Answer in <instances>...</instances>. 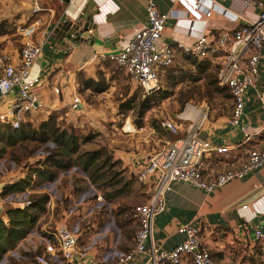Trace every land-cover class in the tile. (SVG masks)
<instances>
[{"label": "built area", "instance_id": "1", "mask_svg": "<svg viewBox=\"0 0 264 264\" xmlns=\"http://www.w3.org/2000/svg\"><path fill=\"white\" fill-rule=\"evenodd\" d=\"M40 0H25L30 22L17 30L20 48L17 60L0 57V99L13 93L12 101L0 112V126L17 130L30 118L43 112L38 90L41 82L31 75V68L40 55L42 39L47 36L40 30L37 3ZM73 1V0H69ZM180 4L187 17L175 22L170 43H159L164 31L166 14L159 13L152 2L145 6L146 26L136 29L117 52H99L90 57L91 62L111 61L121 73L135 84L143 97L160 91V76L179 58H194L216 69V82L224 88L231 101L228 123L240 126L244 107V92L259 83L264 89V3L259 0H171ZM239 1L244 7L256 11L254 19H243L232 14L219 3ZM232 22L235 26L221 30L217 37L206 39L204 31L212 15ZM35 17V18H34ZM241 22V23H239ZM38 36L39 40H35ZM58 94L57 89L52 90ZM79 99L74 96L69 105L70 113L77 112ZM206 119L201 109L180 136L174 122L162 121L160 126L173 139L161 150L149 156L145 165L134 174L142 186L146 200L132 209L131 217L136 224L132 247L126 253L116 255L110 264H126L135 257L142 264H213L210 250L204 245L200 232L182 225L178 231L183 240L170 251L156 250L150 241L154 219L164 211L165 193L172 184L185 183L192 188L211 193L231 180L241 179L248 172L257 170L264 163V146L246 152L244 159L235 168H225L212 178L202 174V162L210 156H225L229 149L213 140H199L197 133ZM247 139V138H245ZM12 184L0 180V221L7 226L6 210L2 207V192ZM99 197L96 200L99 201ZM29 201L14 204L13 209L23 210ZM52 241L42 236L28 234L25 241H35L30 250L31 264H75L77 257L86 256L87 250L78 242L77 233L63 222L47 234ZM253 247L264 252V211L259 223L252 230ZM148 241V246L146 242ZM22 247V246H21ZM29 251V250H28Z\"/></svg>", "mask_w": 264, "mask_h": 264}, {"label": "rangeland", "instance_id": "2", "mask_svg": "<svg viewBox=\"0 0 264 264\" xmlns=\"http://www.w3.org/2000/svg\"><path fill=\"white\" fill-rule=\"evenodd\" d=\"M28 22L25 0H0V57L19 51L17 30ZM95 72L96 81L85 79L82 73L74 78L86 113L72 115L65 107L36 113L25 127L35 130L34 139L13 146L0 142V180L23 182L21 192L2 196V207L13 209L23 200L39 204L41 213L30 211L36 220L29 234L50 242L47 234L65 222L79 235V244L84 234L104 240L116 227L120 246L125 248L135 231L131 209L143 197V189L113 157L114 150L133 153L135 144H151L154 140L161 146L166 139H173L161 128L162 121L172 120L184 127V121L199 108L207 110L209 121L227 118L231 101L228 92L217 85L215 68L192 58L177 59L160 76L159 93L148 97H143L111 61L99 62ZM86 80L88 92L83 90ZM51 124L58 132L70 135L73 145L65 149L48 135L42 139L37 129L44 134ZM89 160H94L93 165L84 171ZM47 175L51 181H47ZM121 187L127 192L116 195ZM91 223L94 227L89 231ZM213 237L209 236L207 243L213 264H264V252L256 246L226 241L223 234ZM26 238L6 252L0 264H31L30 250L35 241Z\"/></svg>", "mask_w": 264, "mask_h": 264}, {"label": "crops", "instance_id": "3", "mask_svg": "<svg viewBox=\"0 0 264 264\" xmlns=\"http://www.w3.org/2000/svg\"><path fill=\"white\" fill-rule=\"evenodd\" d=\"M148 1L154 4L159 13L167 15L159 43H170L175 22L187 17L183 7L171 0H73L66 5L60 0H40L37 3L39 12L36 19L40 22L39 28L46 30L47 36L42 39L41 52L31 68V75L41 82L38 95L46 113L64 107L70 113L69 105L74 96L78 97L79 105L77 112L71 114L86 113V104L76 88V74L82 73L85 79L96 81L95 68L99 62H91L90 57L99 52H117L134 30L146 26L145 6ZM219 5L245 20L254 19L256 15V11L244 7L239 1L221 2ZM64 23L70 25L65 28ZM208 24V29L204 31L207 40L217 37L219 31L235 26L215 14ZM72 26H78L79 29L86 27L80 41L74 44L71 43L73 38H65L67 32L72 31ZM37 39L39 40L38 36L35 37L36 41ZM6 56L15 61L18 51L14 50L13 54ZM99 70L103 71L102 68ZM53 89H57L58 94H53ZM83 90L88 92L89 87L85 84ZM13 95L10 93L0 99V112L12 101ZM243 97L244 107L238 127L229 125V116L207 120L205 109L206 119L197 133V138L213 140L229 149L225 156L203 159L201 169L206 178L214 177L225 168L237 167L247 151L264 146V89L260 83L255 87H248ZM201 109L184 121V127L169 120L178 127L180 136ZM167 142L169 140L166 139L161 146L157 140L151 144H135L133 153H125L118 148L112 155L134 179V174L145 165L147 158L161 150ZM142 195L140 200L137 198L139 201L132 209L145 202L144 192ZM164 197V211L154 219L150 238L156 250L170 251L179 244L183 240L178 231L182 225L197 229L207 248L210 243L208 237L214 236L216 239L219 234L225 235L226 241H236L253 247L252 230L259 223L260 214L264 211V163L243 178L231 180L211 193H204L185 183H177L169 187ZM133 223L136 229V224L134 221ZM90 226L89 231L94 227L93 223ZM112 229V236H106L103 231V237L106 236L104 240H101V236L94 238L93 235L84 234L85 239L81 241V246L85 247L87 253L82 258L77 257L75 264H110L116 255L128 252L132 247L133 237L124 248L120 246L119 229ZM142 262L141 257H135L126 264Z\"/></svg>", "mask_w": 264, "mask_h": 264}, {"label": "trees", "instance_id": "4", "mask_svg": "<svg viewBox=\"0 0 264 264\" xmlns=\"http://www.w3.org/2000/svg\"><path fill=\"white\" fill-rule=\"evenodd\" d=\"M192 59L195 60L194 58ZM198 63L207 65L206 63H203V62H198ZM87 81L88 80L83 82L84 86L87 83ZM44 123H48L47 120L46 122H43L42 124L44 125ZM28 124L29 123L23 124L17 130H10L7 127L0 126V142L4 143V145L6 146H13L16 143H22L28 139H31V140L34 139L33 135H35L36 132L35 130H27L25 127ZM40 129L41 128H38L37 132L39 136H44L42 139H46L45 136L48 135L49 137L53 139L55 145L59 147L68 149L70 145H73L74 143L70 135H67L65 131L58 132V130L54 127L53 124H51V127L44 134L40 131ZM27 134H30L31 136L28 137ZM42 139H39V140H42ZM93 162L94 160H89L86 167L84 168V171L89 169L93 165ZM46 177H47L46 178L47 181H51V176L47 175ZM20 184H23V182L16 181L8 185L2 192V195H4L5 193L16 192V191L21 192L23 189V186ZM123 187L115 191V194L120 195V194L126 193L127 189ZM29 205L30 206L26 207L23 210H19V209L6 210L5 213L8 219L7 226H4L0 221V260L6 252L12 250L16 246L17 243H19L29 234L36 220V217L33 216L30 213V211L38 212V213L42 212V208L39 204L35 202H30Z\"/></svg>", "mask_w": 264, "mask_h": 264}, {"label": "water", "instance_id": "5", "mask_svg": "<svg viewBox=\"0 0 264 264\" xmlns=\"http://www.w3.org/2000/svg\"><path fill=\"white\" fill-rule=\"evenodd\" d=\"M60 2H62L64 5H66L68 2H69V0H60ZM64 25H65V28L66 27H68L70 24H67V23H64ZM64 28V29H65ZM63 29V30H64ZM72 31H69V32H67V34H66V36H65V38L66 39H72L73 38V40H71V43H75V42H79L80 41V37H81V35L83 34V32H85L86 31V27L85 26H83V28L82 29H79L78 28V26L77 27H75V26H72ZM68 30V29H67ZM74 31V32H73ZM65 47H67V46H65Z\"/></svg>", "mask_w": 264, "mask_h": 264}]
</instances>
